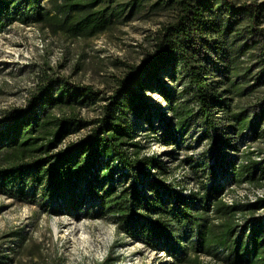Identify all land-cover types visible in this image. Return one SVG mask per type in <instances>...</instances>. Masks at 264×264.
I'll list each match as a JSON object with an SVG mask.
<instances>
[{
	"label": "trees",
	"instance_id": "16d2710c",
	"mask_svg": "<svg viewBox=\"0 0 264 264\" xmlns=\"http://www.w3.org/2000/svg\"><path fill=\"white\" fill-rule=\"evenodd\" d=\"M50 2L58 15L51 14L41 0H25L21 11L14 0H0V29L15 20L52 23L72 37L94 38L133 20L159 14L168 20L157 30L151 53L140 64L128 65L108 97L90 85L50 78L23 107L4 112L0 121V194L21 204L36 196L43 202L54 201L52 213L60 215L72 198L73 186L86 182L90 192L99 195V208L116 217L125 234L153 250H166L179 262H186L190 252L216 256L214 247L223 246L228 254L222 260L228 264H264V216L246 218L243 225L236 222L237 214L264 208V199L243 206H227L220 200L227 170H231L232 182L264 183V162L244 154L248 163H237L244 131L249 130L252 137L263 136L259 128L264 123V98L253 114L233 103L264 87V3ZM161 75L174 88L161 82ZM146 93L161 94L167 112L175 119L174 126L171 118L166 121L159 142L182 149L180 136L193 124L201 126L198 140L209 142L202 155L204 162L191 157L182 162L189 163L193 174L200 172L210 180L214 173L208 157L214 155L220 175L209 187L201 181L199 192L183 196L160 179L168 171L164 163L142 155L137 130L157 131ZM97 104L99 117H78L77 110ZM160 109L154 113L165 120ZM55 110H63V114L57 115ZM88 127V133L77 142L56 149L68 136ZM232 136L239 140L237 144ZM153 169L155 173L150 172ZM212 214L222 219L221 224H214ZM192 235L195 242L190 240ZM110 261L108 257L101 264Z\"/></svg>",
	"mask_w": 264,
	"mask_h": 264
},
{
	"label": "rangeland",
	"instance_id": "374dc122",
	"mask_svg": "<svg viewBox=\"0 0 264 264\" xmlns=\"http://www.w3.org/2000/svg\"><path fill=\"white\" fill-rule=\"evenodd\" d=\"M24 1L14 0L20 11ZM41 1L51 14H57L50 0ZM232 1L236 4L264 3V0ZM167 20L168 17L163 14L133 20L118 24L94 38L72 37L52 23L15 20L11 25L2 27L0 121L5 111L23 107L50 78L60 77L78 85H90L95 90H102L108 97L116 87L117 79L127 73L128 65L140 64L151 53L157 30ZM159 79L174 88L167 76L161 75ZM145 95L151 102L150 114L157 128L155 132L137 130L136 141L146 149V154L163 162L169 176L178 173L181 166L188 165L182 163L185 158L204 162L202 155L209 149V142L198 140L201 126L193 124L189 127L190 131L181 136L182 149L159 142L157 139L163 132L166 118H171L172 126L175 119L170 113L163 112L165 120H159L154 111L160 108L165 111L167 104L164 97L159 93ZM263 98L264 87H261L252 96L236 98L233 103L238 109L246 108L251 113L260 109L259 103ZM54 112L63 114V110ZM76 112L85 120H93L101 114L99 104ZM220 114L217 112L219 117L222 116ZM88 131L89 127L71 134L56 149L77 142ZM245 144H248L249 151L264 152V138H250ZM172 152L173 156L170 155ZM215 170L220 172L218 164ZM150 172L155 173L156 170ZM182 181L192 185L205 179L200 172L195 175L191 170ZM129 184L127 181L125 185ZM72 192L68 206L60 215L52 213L54 201L47 199L43 202L36 196L21 204L0 194V264H101L108 257L111 258L109 264H227L205 253L197 255L191 252L186 262H179L164 249L153 250L125 234L120 221L99 208V195L90 192L86 182L74 185ZM218 221L214 224H221L222 219Z\"/></svg>",
	"mask_w": 264,
	"mask_h": 264
},
{
	"label": "built area",
	"instance_id": "2783aa9c",
	"mask_svg": "<svg viewBox=\"0 0 264 264\" xmlns=\"http://www.w3.org/2000/svg\"><path fill=\"white\" fill-rule=\"evenodd\" d=\"M252 95H250V96H252ZM250 96H248V97H250ZM164 112H167L166 107H165ZM253 112H255V111H252L251 113L250 112L249 113L253 114ZM167 113H169V112H167ZM166 120H169V119L166 118ZM263 124L259 128L260 133H262V135H263L262 137H252V133L249 130L244 131L243 135L246 134V137L244 138V140H242V142H240V144L238 143L237 154L239 155V159L237 160V163H240V164H247L248 163L249 159L246 158L245 156H243L244 154L248 155L252 161H255L257 163H263L264 162V152L249 151V149H247L248 144H245L246 141L250 138L253 140H255V139L260 140L261 138H264V132H262V131H264V130H262ZM177 135H178L177 137L179 138V136H180L179 133ZM232 137H235V136H232ZM180 138H181V136H180ZM232 139H233V141H232L233 143L237 144V142H239V140L236 137L232 138ZM244 150H245V152H244ZM142 155L153 156L150 154H146V149L145 150L143 149ZM208 163L212 167V172L214 173V175L210 176V180L203 181V183H205V185L207 187H209L215 181V178L220 175L219 171H216V170H215L216 172L214 171L216 164H217L214 155H210L208 157ZM187 164L188 165L181 166L178 173H176L173 176H169L168 171L164 176H160V179H162L166 185H170L176 192L180 193L183 196H188L192 193H197L200 190L199 183L188 185V184H185L184 181H182V179L185 178L186 174L188 175L191 171V167H190L189 163H187ZM218 169L220 170V168H218ZM187 170H188V172H187ZM230 171L231 170H227V172L224 174V176L226 175L227 183L225 184V186H224V188L220 194V200L225 205H227V206H234V205L243 206V205L253 204L259 200L264 199V183L255 184V183L249 182V181L232 182L229 179V174L231 173ZM262 216H264V208H260V209L256 210L254 213L247 212L245 214H237L236 215V222L239 225H243L246 218L262 217ZM218 220H219V218H215V216L212 214V221L214 223H218L219 222ZM190 240L192 242H195L196 236L192 235ZM213 251L217 257L213 256V255H210V256L215 257L219 260H222L228 254V249H226L223 246H216V247H214ZM198 254H200V253H198Z\"/></svg>",
	"mask_w": 264,
	"mask_h": 264
}]
</instances>
